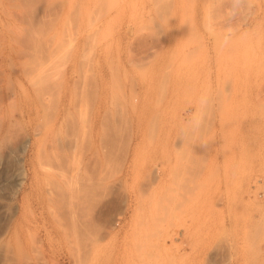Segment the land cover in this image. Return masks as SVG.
Returning a JSON list of instances; mask_svg holds the SVG:
<instances>
[{
	"label": "rangeland",
	"instance_id": "rangeland-1",
	"mask_svg": "<svg viewBox=\"0 0 264 264\" xmlns=\"http://www.w3.org/2000/svg\"><path fill=\"white\" fill-rule=\"evenodd\" d=\"M19 256L264 264V0H0V264Z\"/></svg>",
	"mask_w": 264,
	"mask_h": 264
},
{
	"label": "bare ground",
	"instance_id": "bare-ground-1",
	"mask_svg": "<svg viewBox=\"0 0 264 264\" xmlns=\"http://www.w3.org/2000/svg\"><path fill=\"white\" fill-rule=\"evenodd\" d=\"M67 188H69V187H67ZM57 202H58V201H57ZM55 207H58V206H55ZM70 208H71V207H70ZM66 232H67V231H66ZM66 232H65V234H66ZM67 233H68V232H67ZM68 236H69V234H68ZM66 237H67V236H66ZM70 237L72 238V235H71ZM70 237H69V238H70ZM67 239H68V238H67ZM67 239H66V240H67ZM69 240H70V239H68V241H66V244H67V245H68V244H71V243L73 242V240H72V242H70L71 240H70V241H69ZM64 241H65V240H64ZM64 241H63V242H64ZM64 243H65V242H64ZM64 243H63V244H64ZM64 245H65V244H64ZM67 251H68V250H67ZM20 252H21V250H20ZM21 253H22V252H21ZM69 253H70V251H69ZM22 254H23V253H22ZM20 255H21V254H20ZM21 256H22V255H21ZM24 256H25V254H24ZM70 257H71V258H70L71 261H74V262L77 261V260L74 258V256L71 255ZM22 258H23V257H20V256H19V258L17 259V262H16L15 264H28V262L26 263L25 261H23ZM26 259H27V258H26ZM52 261H53V260H52ZM60 263H62V262H60ZM29 264H30V262H29ZM38 264H39V263H38ZM40 264H54V263H53V262L46 261V262H42V263H40Z\"/></svg>",
	"mask_w": 264,
	"mask_h": 264
},
{
	"label": "clouds",
	"instance_id": "clouds-1",
	"mask_svg": "<svg viewBox=\"0 0 264 264\" xmlns=\"http://www.w3.org/2000/svg\"><path fill=\"white\" fill-rule=\"evenodd\" d=\"M204 103H206V101H204Z\"/></svg>",
	"mask_w": 264,
	"mask_h": 264
}]
</instances>
